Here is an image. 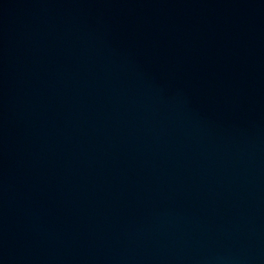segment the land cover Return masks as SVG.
<instances>
[{
  "label": "water",
  "instance_id": "water-1",
  "mask_svg": "<svg viewBox=\"0 0 264 264\" xmlns=\"http://www.w3.org/2000/svg\"><path fill=\"white\" fill-rule=\"evenodd\" d=\"M0 264H264V0H0Z\"/></svg>",
  "mask_w": 264,
  "mask_h": 264
}]
</instances>
